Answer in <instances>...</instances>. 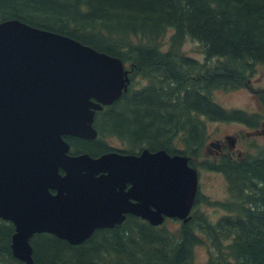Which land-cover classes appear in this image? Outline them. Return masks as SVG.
<instances>
[{
  "label": "trees",
  "instance_id": "obj_1",
  "mask_svg": "<svg viewBox=\"0 0 264 264\" xmlns=\"http://www.w3.org/2000/svg\"><path fill=\"white\" fill-rule=\"evenodd\" d=\"M9 19L72 37L119 57L130 70L128 89L96 112L98 136L68 137L92 156L113 150L107 141L112 137L123 142L125 153L148 148L200 156L208 121L254 123L264 118V87L253 89L249 83L257 67H264V0H0V22ZM188 39L200 44L203 61L183 51ZM140 76L148 83L138 88ZM241 88L253 93L259 106L255 114L227 109L214 98L216 90ZM218 170L228 179L230 198L220 203L225 213L216 220L199 212L198 196L192 218L176 229L130 214L122 224L96 230L81 244L35 234L34 260L264 264V147L242 159H225ZM14 233L15 225L0 218V264H27L12 253ZM203 245L208 258L199 263L195 248Z\"/></svg>",
  "mask_w": 264,
  "mask_h": 264
},
{
  "label": "water",
  "instance_id": "obj_2",
  "mask_svg": "<svg viewBox=\"0 0 264 264\" xmlns=\"http://www.w3.org/2000/svg\"><path fill=\"white\" fill-rule=\"evenodd\" d=\"M129 83L119 57L19 19L0 22V218L15 225L19 260L37 264L35 234L81 244L128 214L154 226L190 219L198 174L186 155L69 153L63 135L96 137V110Z\"/></svg>",
  "mask_w": 264,
  "mask_h": 264
},
{
  "label": "rangeland",
  "instance_id": "obj_3",
  "mask_svg": "<svg viewBox=\"0 0 264 264\" xmlns=\"http://www.w3.org/2000/svg\"><path fill=\"white\" fill-rule=\"evenodd\" d=\"M169 37V36H168ZM166 38L164 42V47L167 50L169 46V38ZM200 44L193 39H188L183 44V51L196 58L200 61L204 60V55L200 49ZM141 82L135 83L136 87L139 88L148 83L147 77H139ZM250 85L253 89L263 88L264 87V67L258 66L257 72L254 77L249 80ZM251 88V89H252ZM215 100L224 106L227 109H236V110H245L247 113L252 114L253 111H258L259 106L256 102L253 93L248 88H241L235 90H216L214 93ZM263 122V121H262ZM260 123V125L262 124ZM208 128V140L207 142H216L218 140L225 139V135H233L236 137L240 136L239 141H237L236 145V153L237 155H241L238 158H244L246 154L252 151L254 146V142H259V146L256 150H260L264 147V134H256L252 136L247 132L250 131L248 127H245L244 123H240V121L230 120V121H208L207 123ZM256 140V141H255ZM108 143L113 147H125L123 142L116 137L108 138ZM226 145L229 146L227 140H225ZM181 147H184V144L181 142L179 143ZM215 147H210L201 155L202 160H204L201 169H199V193L200 196L203 198L202 203L199 202V212L207 215L209 218H213L216 220L219 218L225 210L222 209L219 205L221 202L228 201L230 198V191H229V184L228 180L224 178V176L218 172H214L213 170L209 169L210 167L206 166L208 164L205 161H211L212 155H214ZM255 150V149H254ZM236 156V155H235ZM198 211V209H197ZM167 226L170 229H176L180 227L181 220H167ZM208 258L207 255V247L197 246L195 248V261L196 262H205Z\"/></svg>",
  "mask_w": 264,
  "mask_h": 264
},
{
  "label": "flooded vegetation",
  "instance_id": "obj_4",
  "mask_svg": "<svg viewBox=\"0 0 264 264\" xmlns=\"http://www.w3.org/2000/svg\"><path fill=\"white\" fill-rule=\"evenodd\" d=\"M105 107V106H104ZM262 121H259L257 120V122H254V123H245V122H242L244 123L245 127H248L249 129H251L250 131L247 132V135H251L253 134L256 135V134H264V121L262 122V124L260 125ZM66 136V138H65ZM228 136H232V137H229ZM68 137H75V136H71V135H63V138L70 144V154H82V153H88L86 151H82V150H79V148L77 146H75L71 141H69ZM77 137V136H76ZM78 138H81V139H84V140H94L95 138H82V137H78ZM240 139V136H233V135H225V139H222V140H218L216 142H210V144L207 142L206 145H205V148L204 150L202 151H206L207 149H210V147H215L214 151V155H212V159L211 161H205L206 166L210 167L209 169L213 170L214 172H218L220 174H222L224 176V178L226 180L227 177L226 175L224 174V172L222 170H218V169H222V162L225 160V159H231V160H234L235 158L236 159H242V158H238L240 157L241 155H237L235 154L236 153V145H237V141H239ZM225 140H227V142L229 143V146L226 145V142ZM256 141V140H255ZM81 142H84L83 140H81L79 143ZM254 146L252 148V150H256L257 147L259 146V142H254L253 145ZM205 155V152L203 154V156ZM236 155V156H235ZM203 158V157H202ZM201 156H193L190 158V164L197 169L198 171V174H199V169H201V166L203 165L204 163V160H202ZM210 163H213L212 166H209ZM217 168V169H216ZM198 193H199V189H198ZM200 194H198L199 196ZM202 197L200 196L199 198V201H201L202 203Z\"/></svg>",
  "mask_w": 264,
  "mask_h": 264
}]
</instances>
